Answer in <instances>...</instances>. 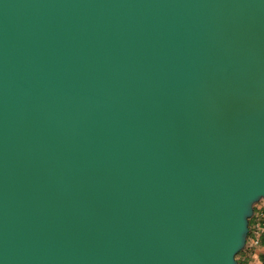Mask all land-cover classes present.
<instances>
[{
	"label": "water",
	"instance_id": "obj_1",
	"mask_svg": "<svg viewBox=\"0 0 264 264\" xmlns=\"http://www.w3.org/2000/svg\"><path fill=\"white\" fill-rule=\"evenodd\" d=\"M264 201V0H0V264H238Z\"/></svg>",
	"mask_w": 264,
	"mask_h": 264
},
{
	"label": "built area",
	"instance_id": "obj_2",
	"mask_svg": "<svg viewBox=\"0 0 264 264\" xmlns=\"http://www.w3.org/2000/svg\"><path fill=\"white\" fill-rule=\"evenodd\" d=\"M262 203L264 209V201H260L256 204ZM264 234V211H259L256 214L254 221L252 222L251 226L249 227L248 237L246 241V245L248 249L253 253V249L258 247L261 242V237ZM259 264H264V253L259 259Z\"/></svg>",
	"mask_w": 264,
	"mask_h": 264
},
{
	"label": "crops",
	"instance_id": "obj_3",
	"mask_svg": "<svg viewBox=\"0 0 264 264\" xmlns=\"http://www.w3.org/2000/svg\"><path fill=\"white\" fill-rule=\"evenodd\" d=\"M260 207H263L262 203L255 204L254 205V212H253V221L256 217V214L260 211H264V209H261ZM252 221V222H253ZM247 241V240H246ZM264 253V234L261 237L260 245L253 249V254H243L242 260L245 258V264H259V259ZM249 257V258H248Z\"/></svg>",
	"mask_w": 264,
	"mask_h": 264
},
{
	"label": "trees",
	"instance_id": "obj_4",
	"mask_svg": "<svg viewBox=\"0 0 264 264\" xmlns=\"http://www.w3.org/2000/svg\"><path fill=\"white\" fill-rule=\"evenodd\" d=\"M252 221H253V216L251 217V218H249V227L251 226V224H252ZM242 252H243V250H241L240 252H238V254H237V256L239 257L238 258V264H245L246 262H245V258L242 260L241 258V256L243 255L242 254ZM241 257V258H240Z\"/></svg>",
	"mask_w": 264,
	"mask_h": 264
},
{
	"label": "flooded vegetation",
	"instance_id": "obj_5",
	"mask_svg": "<svg viewBox=\"0 0 264 264\" xmlns=\"http://www.w3.org/2000/svg\"><path fill=\"white\" fill-rule=\"evenodd\" d=\"M247 244V243H246ZM243 250V252H242V254H253L249 249H248V246L247 245H245V247L242 249ZM242 257V256H241ZM240 257V258H241ZM237 260H238V256L236 255V257H235ZM249 258V257H248Z\"/></svg>",
	"mask_w": 264,
	"mask_h": 264
},
{
	"label": "rangeland",
	"instance_id": "obj_6",
	"mask_svg": "<svg viewBox=\"0 0 264 264\" xmlns=\"http://www.w3.org/2000/svg\"><path fill=\"white\" fill-rule=\"evenodd\" d=\"M260 202V201H259Z\"/></svg>",
	"mask_w": 264,
	"mask_h": 264
}]
</instances>
